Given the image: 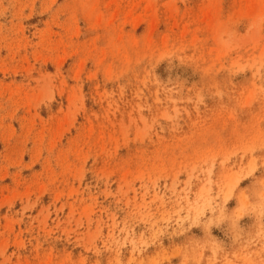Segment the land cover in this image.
<instances>
[{
  "label": "rangeland",
  "instance_id": "obj_1",
  "mask_svg": "<svg viewBox=\"0 0 264 264\" xmlns=\"http://www.w3.org/2000/svg\"><path fill=\"white\" fill-rule=\"evenodd\" d=\"M0 264H264V0H0Z\"/></svg>",
  "mask_w": 264,
  "mask_h": 264
}]
</instances>
